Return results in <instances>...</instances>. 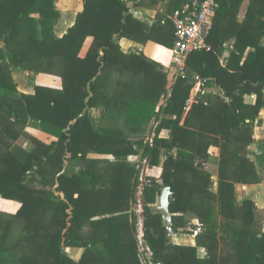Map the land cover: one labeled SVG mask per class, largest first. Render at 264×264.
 <instances>
[{
	"label": "trees",
	"instance_id": "trees-1",
	"mask_svg": "<svg viewBox=\"0 0 264 264\" xmlns=\"http://www.w3.org/2000/svg\"><path fill=\"white\" fill-rule=\"evenodd\" d=\"M145 1L83 0L74 23L56 36L55 0H0V197L19 204L13 213L0 211V264H141L130 204L138 170L127 161L141 149L150 166L166 149L161 182L148 178L141 193L144 240L154 263L264 264L256 206L250 199L236 203L237 184L259 182L254 163L242 153L253 142L263 104L264 0H249L241 21L244 0H216L209 48L185 59L216 92L199 93L187 104L194 79L178 76L159 112L164 73L142 53L122 52L118 42L124 37L172 47L168 17L149 26L130 12ZM192 1L170 0L168 14L185 11ZM87 37L91 43L80 56ZM230 40L232 49L222 64L220 55ZM14 69L57 75L62 88L34 85L32 93L20 92ZM110 72L116 76L110 95L103 96L105 105L121 110L129 129L160 118L158 130L168 128V137H155L151 145L132 142L121 129L93 124L90 109ZM252 93L255 102L245 103L244 95ZM27 126L56 140L45 143L26 132ZM20 136L30 140L31 149L15 143ZM211 146L219 148L216 179L207 166ZM90 150L113 160L90 158ZM74 162L80 169L69 173L67 166ZM162 186L172 192L174 232L189 225L195 245L166 244L161 214L151 208ZM68 246L83 248L79 260L66 253ZM197 246L205 248L204 257L197 255Z\"/></svg>",
	"mask_w": 264,
	"mask_h": 264
},
{
	"label": "crops",
	"instance_id": "crops-1",
	"mask_svg": "<svg viewBox=\"0 0 264 264\" xmlns=\"http://www.w3.org/2000/svg\"><path fill=\"white\" fill-rule=\"evenodd\" d=\"M170 0H146L143 5L140 6H134L130 8V12L132 13L133 17L136 19L145 22L149 26H151L158 17H168L171 20L172 15L177 12L175 11L173 14H168L167 11V4ZM249 4V0H244L239 8L238 13V20L241 21L244 13L246 11V8ZM83 5V0H55V8L59 12V17L56 19L55 26H54V33L56 36H61L64 34L67 29L74 23L75 17L79 11H81ZM32 16L37 17L36 14H33ZM162 17V18H163ZM264 20V18H263ZM164 22V19L162 20ZM92 37H87L85 40V43L82 47V50L80 52V56H84L87 52L89 45L91 43ZM120 49L124 53H128L130 51H136L137 53H142L147 59L154 61L158 64L159 69L164 73L165 75V90L166 92L161 95L159 102L157 103L155 112H159L160 107L165 105L166 98L170 94L171 87L173 83L175 82L176 78L178 76H183L182 70L185 68V59H179L173 52L172 47L168 48L163 45H160L159 43H156L155 41L148 40L146 42H137L134 40H131L129 38H120L118 40ZM231 40L229 42H225L221 55H220V61L222 64L225 63L226 59L229 57L230 51L232 49L231 46ZM260 45L264 46V35L261 38ZM3 46V42L0 39V47ZM160 48H168L170 49L172 53V58L169 62H162L157 57H155L154 53ZM189 69V68H188ZM189 73L191 75V78L194 79L193 87L190 91L189 96V104L196 102L197 96L199 93H205V92H216L215 87H207L204 84V81L201 80L196 74L193 73L189 69ZM13 78L16 82L17 89L20 92L24 93H32L34 85H42V86H48L56 89L62 88V80L59 76L50 74V73H44L40 72L37 74H34L31 71L28 70H16L14 69L12 72ZM32 77L31 83L28 81V77ZM116 76V73L110 72L109 77L105 79L104 82H101L100 85V97L99 100L95 103V105L90 109V116L92 118L93 124L102 130H118L121 129L124 131L127 140H130L134 142L135 140L142 139L144 141V137L146 134V130L149 128H152V125L154 126L153 129V139L155 137L158 138H166L169 136L170 132L168 129H162L160 128L158 130V125L160 122V118L153 117L150 121L147 123L138 122L136 124L135 129H129L125 126L124 123V113L119 110L115 109L113 107H107L104 103L103 96L110 95L114 84H113V77ZM19 78V79H18ZM168 79V80H167ZM102 94V95H101ZM256 95L255 94H245L244 95V102L247 104H253L255 102ZM26 131L38 138L41 139L45 143H50L53 140H56V137L35 127L27 126ZM151 144L153 143L150 142ZM133 148H137V145L134 144ZM175 152V149L173 150ZM210 152L212 153V159L209 162H213L216 165L215 162L216 157L219 155V148L215 146L210 147ZM243 155H245L247 158H249L255 166L257 175L259 177V182L253 183V184H237L236 185V203L241 204L243 200L250 199L254 202L256 206V212L258 217L261 216L264 217V94H263V104L259 110V114L257 117L256 122L253 126V142L247 145L245 150H243ZM88 157L93 159H101V160H113V156L108 153H99L94 150H90L87 154ZM166 158V149H162L159 161L157 165H153L150 167L147 163L145 158L142 157V149L139 150L135 154H129L127 157V161L130 163H133L137 168L140 166L139 163L142 162L144 167V172H146L148 175L155 177L156 179H160L161 172H162V165ZM208 162V163H209ZM68 167H74L78 168L74 172H77L80 169V165L76 162L73 164H68ZM210 169V168H209ZM211 171V170H210ZM213 178L216 179V175L213 174ZM142 186L143 183H138V185L135 188V194L132 199H130L131 204V212L133 215H135L134 211L135 207L137 206L138 210L137 216L139 217V211L142 210ZM238 190V194H237ZM159 199V195L157 197ZM143 211V210H142ZM260 214V216H259ZM140 218V217H139ZM195 223H197L196 219ZM263 221V220H262ZM262 229L264 230V222L261 224ZM139 231V230H138ZM142 232V231H141ZM143 233V232H142ZM138 234V239L140 238ZM178 236V233H175L174 240H176ZM184 245H195V235L193 236H187L186 242H183ZM197 255L199 257H204L206 254V250L204 247L197 246Z\"/></svg>",
	"mask_w": 264,
	"mask_h": 264
},
{
	"label": "rangeland",
	"instance_id": "rangeland-1",
	"mask_svg": "<svg viewBox=\"0 0 264 264\" xmlns=\"http://www.w3.org/2000/svg\"><path fill=\"white\" fill-rule=\"evenodd\" d=\"M84 43H85V41H84ZM84 43H83V45H84ZM83 45H82V47H83ZM82 47L80 49V52L82 50ZM80 52H79V54H80ZM154 55L159 60H161L162 62H165V63L169 62L171 60V58H172V53H171L170 49H168V48H160L159 47V49L157 51H155ZM182 72H183L182 73L183 77H186V78H189V79L191 78L192 74L190 75L189 69L187 68V66H185V68L182 70ZM28 81L30 83L32 81V77H30V75L28 77ZM153 127L154 126L152 125V128ZM152 128H150V129L148 128L146 130V134H145V137H144V141H146L150 145H151L150 142L153 141L152 140L153 139V129ZM163 128L164 129H168L166 127H162V129ZM25 131H26V128H25ZM39 140H41V139H39ZM15 143L17 145H19V146H22L25 149H28V150L31 149L32 146H33V144L30 142V140H28L25 136H20L15 141ZM145 160H146V158H145ZM146 163L148 164L147 160H146ZM139 164H140V166H138V168L135 166V168L138 170V172L136 174L137 182H140V183L144 184L145 182L149 181L148 178L156 179L155 177L150 176L146 172H144L145 169L143 167L142 162L139 163ZM207 166H208V168H210V170H211V172L213 174L216 173V165L213 162L207 163ZM150 167H152V166H150ZM77 169L78 168L68 167L69 173L74 172ZM156 180L158 182H161V177H160L159 180L158 179H156ZM136 190H137V188H136ZM237 194H238V190H237ZM157 205H158V199H157L156 203L153 206H157ZM18 206H19V204L17 202L9 200V199H4V198L0 197V211L5 212L7 214H10V213L15 212V210L18 208ZM134 207H135V210L137 211L138 210L137 206H134ZM136 211H134V213H135V217H136V240H137V246H138V257H139V260H140L141 264H150V261L154 264V262L152 260V252H151L150 248L148 247L147 243L144 240L143 211L142 210L139 211V217L140 218L137 216L138 214H137ZM259 216H260V214H259ZM257 217H258V215H257ZM186 219L189 221V223L194 224V225H198V223H195V220H194V218L192 216L186 215ZM258 219H259L260 224H262L264 222V217L263 216H261L260 218L258 217ZM261 227H262V225H261ZM188 230H190L189 225L184 226V227H179L178 231L175 232V233H178V236H177L176 240L173 239L174 238V236H173L172 239H171V243L184 245L183 242H186V237L187 236L195 235L192 232H187ZM141 231L143 232V237L138 239V234H139V232L142 233ZM65 251L70 257H72L74 260L77 261V260H79V258L82 255L83 248L68 246V247H65Z\"/></svg>",
	"mask_w": 264,
	"mask_h": 264
},
{
	"label": "built area",
	"instance_id": "built-area-1",
	"mask_svg": "<svg viewBox=\"0 0 264 264\" xmlns=\"http://www.w3.org/2000/svg\"><path fill=\"white\" fill-rule=\"evenodd\" d=\"M215 9L216 0H193L185 11H177L172 15V50L179 59L184 60L196 50L209 48L207 36L212 28ZM189 101L188 98L187 104ZM139 237L142 238L143 233ZM150 264L153 263L150 261Z\"/></svg>",
	"mask_w": 264,
	"mask_h": 264
},
{
	"label": "water",
	"instance_id": "water-1",
	"mask_svg": "<svg viewBox=\"0 0 264 264\" xmlns=\"http://www.w3.org/2000/svg\"><path fill=\"white\" fill-rule=\"evenodd\" d=\"M159 199L158 205L152 206L153 210L158 211L161 214L162 226L166 230V244L171 243V239L174 236L175 232L173 229V223L171 218V213L169 210V200L172 196V192L168 186H162L159 190Z\"/></svg>",
	"mask_w": 264,
	"mask_h": 264
}]
</instances>
